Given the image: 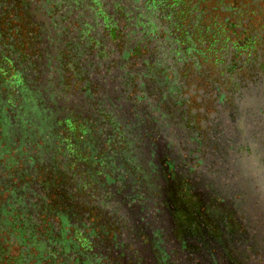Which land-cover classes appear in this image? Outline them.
<instances>
[{
  "label": "flooded vegetation",
  "instance_id": "af4514ba",
  "mask_svg": "<svg viewBox=\"0 0 264 264\" xmlns=\"http://www.w3.org/2000/svg\"><path fill=\"white\" fill-rule=\"evenodd\" d=\"M9 260L264 264V0H0Z\"/></svg>",
  "mask_w": 264,
  "mask_h": 264
},
{
  "label": "rangeland",
  "instance_id": "374dc122",
  "mask_svg": "<svg viewBox=\"0 0 264 264\" xmlns=\"http://www.w3.org/2000/svg\"><path fill=\"white\" fill-rule=\"evenodd\" d=\"M16 252H19V249H18V250H17V249H16V250H14V254H15Z\"/></svg>",
  "mask_w": 264,
  "mask_h": 264
},
{
  "label": "trees",
  "instance_id": "16d2710c",
  "mask_svg": "<svg viewBox=\"0 0 264 264\" xmlns=\"http://www.w3.org/2000/svg\"><path fill=\"white\" fill-rule=\"evenodd\" d=\"M8 263H9V264H13V263H12V260H9V262H8ZM0 264H1V263H0Z\"/></svg>",
  "mask_w": 264,
  "mask_h": 264
}]
</instances>
